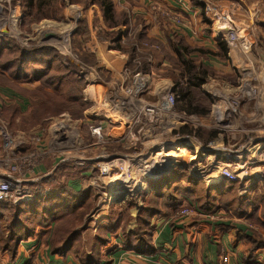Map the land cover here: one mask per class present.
Here are the masks:
<instances>
[{"label": "rangeland", "instance_id": "1", "mask_svg": "<svg viewBox=\"0 0 264 264\" xmlns=\"http://www.w3.org/2000/svg\"><path fill=\"white\" fill-rule=\"evenodd\" d=\"M225 1L235 2L245 10L247 18L235 15L231 9L221 11L222 16L227 17L236 28L239 26L240 29L253 32L259 30V23L255 19L253 21L245 5L233 0ZM20 7V0H0V37L14 38L25 50L52 47L58 54L67 57L66 62L75 67L77 77L84 79V83L76 90L77 94L82 95V101L90 114L82 115V104L73 103L67 105L68 108L62 113L55 116L48 114L44 121L37 122L31 116V110L37 102L24 98L17 87L10 86L9 82L32 90L39 86L40 80L19 78L13 82L10 72L0 67V180H8L14 187L12 196L0 201L13 204L30 201L35 196L36 187L47 183V179L72 188H75L74 184L78 185L75 188L77 191H91L87 200L90 205L84 208L86 213L76 226L77 230H82L81 253L93 252L95 235L101 231L105 237V225L118 221L116 232L121 231L124 243V232L137 227L140 207L155 201L151 180L161 177L170 169L181 168L162 155H173V151L189 148V137L200 140L194 135L181 134L179 130L185 126L202 128L205 132L217 130V138L207 144L201 143L212 146L224 139L222 146H229V133L232 135L239 131V124L233 125L242 117L239 102L232 101L236 120L219 119L221 117L217 110L220 99L202 86L203 91L216 99L213 105L202 98L205 106L211 110L210 114L197 116L182 112L179 108L183 103L179 101L178 93L174 92L181 63L171 55L170 61L165 59L169 65L166 68L160 66V60L166 58L160 41L147 34L144 38L140 36L144 31L142 22L131 21L129 17L127 25L111 27L105 21L100 6L88 0H62L58 6L60 19L38 20V15L23 16L25 12ZM116 29L123 31L121 51L111 49V40L105 34ZM262 49L256 54L264 60ZM206 58L199 55L196 60L209 67L205 64ZM1 60V63L5 61L4 58ZM35 67L42 68L40 64H35ZM163 69L166 72L162 74ZM214 71L216 76L212 79L235 83L234 75L217 69ZM166 76L172 79V85L162 94L147 89L150 87L149 80ZM134 86L142 87V90L126 92L130 88L134 89ZM171 94L175 97L173 103L169 99ZM13 106L17 107L15 118L12 115ZM226 121L227 124L224 123ZM258 128L264 129V111ZM240 129L250 130L243 123ZM243 137L244 140L240 139L234 145L235 149L242 148L239 145L246 142L245 135ZM262 147L260 156L264 162ZM186 168L191 173L190 168ZM224 171L236 176L235 180L226 177L236 183L231 191L216 197L215 202L224 208L227 201L236 198L233 205L236 209L242 197V209H239L242 211L241 216L252 209L247 223L252 230L257 226L264 233V178L254 182L241 179L239 170L230 166H222L218 173L225 177ZM199 179L200 185H212ZM179 182L190 185L185 178ZM119 185L124 194L121 198L112 197L113 188ZM119 192L118 188L114 190L115 194ZM194 192L190 196L192 201L185 200L181 209H199L196 198L207 203L206 190L202 186H198ZM180 208L176 213L180 212ZM85 226L87 229H82ZM258 229H255L256 234ZM260 237L264 239L262 235ZM98 256L100 258L101 255Z\"/></svg>", "mask_w": 264, "mask_h": 264}, {"label": "crops", "instance_id": "2", "mask_svg": "<svg viewBox=\"0 0 264 264\" xmlns=\"http://www.w3.org/2000/svg\"><path fill=\"white\" fill-rule=\"evenodd\" d=\"M233 1L241 2L249 9L250 17L259 23L257 32L240 29L239 26L236 28L214 9L212 5L217 0H114L117 11L125 10L131 21L144 23L142 28L147 27V36L166 47L168 37L174 34L184 37L191 45L211 50H217L220 41L228 44V60L210 55L204 61L212 69L234 75L235 83L212 79L203 86L220 99L219 119L236 120L232 101L239 102L242 117L233 123L239 124V131L232 135L229 133V146H222L224 139L216 140V145L209 146L189 137V148L173 151V155H162L181 168L188 166L193 175L214 186L223 179H229L218 173L222 166L238 169L241 179L256 181L264 178V162L260 156L264 146V129L258 128L264 111V60L256 54L264 47V0ZM159 64L163 68L169 65L165 59ZM163 71L162 74L166 72L165 69ZM149 84L147 89L162 94L172 85V79L166 76L149 80ZM224 123L227 124V121ZM242 123L250 130H241ZM252 133H255L254 136ZM244 135L246 142L239 145L241 149H235L234 145L240 139L244 140ZM77 186L74 184L75 188ZM115 189L112 197L121 198L123 189H118L121 194H115ZM198 211L180 218L156 215L151 225L154 244L151 253L127 249L121 231H117L102 247L99 264H221L225 255L228 257L227 264H264V245L260 244L264 241L260 235L264 237V233L257 226L252 230L247 223L252 209L239 217L222 207H215L210 212ZM83 228L87 229L86 226ZM255 229H258L257 234ZM49 231L50 227H38L35 234L21 241L14 258L8 251L2 250L0 244V264H82L72 253L54 254L48 239Z\"/></svg>", "mask_w": 264, "mask_h": 264}, {"label": "trees", "instance_id": "3", "mask_svg": "<svg viewBox=\"0 0 264 264\" xmlns=\"http://www.w3.org/2000/svg\"><path fill=\"white\" fill-rule=\"evenodd\" d=\"M61 2L62 0H20V5L25 16L31 14L36 17L38 15L36 17L38 20L60 19L58 6ZM88 2L100 6L105 21L111 27L128 24V13L125 10L117 11L114 0H88ZM201 5L204 7V3ZM162 20L164 24L165 20ZM206 20L210 22L207 18ZM143 30L140 36L144 38L147 27L145 26ZM105 34L111 40V49L121 51L123 31L116 29L112 33ZM17 43L14 38L0 37V67L10 72L9 75H12L13 78H10L13 82L16 81L14 79L19 78L40 80L39 86L32 90L20 87L15 82L17 86L9 82L10 86L17 87L24 98L37 102L32 110L30 107L31 116L34 120L41 122L48 114L50 116L58 115L68 108L67 105L73 103L82 104V115L90 114L86 110V104L82 101V95L77 94L76 90L79 85L84 83V79L77 77L75 67L66 62L67 57L61 56L52 47L25 50ZM160 44L166 57L164 59L170 61L169 56L172 55L176 57L178 63H181V69H178L181 70L179 78L175 79L174 83V92L178 93L179 101L183 103L179 109L187 115L205 116L210 114L211 110L205 106L202 98H206L211 104L216 103V99L203 91L202 86L216 76L215 69H209L196 59L199 55L204 57L211 55L227 60L229 59L228 44L225 41H220L218 49L211 50L199 45H191L184 37L177 34L168 37V47L162 45L161 42ZM2 58L5 61L1 63ZM34 62L40 64L42 68H36ZM13 109L14 114L12 115L15 118L17 107L13 106ZM179 133L194 135L200 139V142L207 144V142L218 137L219 131L205 132L202 128L194 129L191 126H185L179 130ZM183 178L190 185L185 186L180 183L179 181ZM45 181L48 182L36 187L35 196L30 201H22L18 204L0 201V244L2 250L8 251L14 258L22 240L35 234L38 227H50L49 243L54 254L72 253L80 259L82 264H99L101 260L98 255L101 248L109 242L110 235L116 232L119 221L103 227L106 230L103 231L106 233L105 237L101 231L95 235L93 252L81 253L82 238L80 233L82 230H77L76 226H78L77 221L81 222L86 213L84 208L90 205L88 203L90 201L87 202V200L91 191H77L70 186L53 182L52 179ZM151 181L154 186L152 196L155 201L141 206L137 215V227L124 232L125 247L137 253L154 251L151 225L152 219L156 215H174L180 207H183L184 201L195 194L194 191L197 190L198 186H202L206 190L208 200L204 204L200 202L202 199L197 200L196 198L197 206L203 212H210L213 208L222 206L215 202L216 197L231 191L236 183L229 179H223L217 188L214 185L205 187L200 185L201 180L189 173L186 167L170 169L161 177ZM262 199L264 200V197ZM235 200L236 198L227 201L223 207L235 215L241 216L242 211L239 209H242L243 198H239L236 209L233 206ZM260 244L264 245V241Z\"/></svg>", "mask_w": 264, "mask_h": 264}, {"label": "built area", "instance_id": "4", "mask_svg": "<svg viewBox=\"0 0 264 264\" xmlns=\"http://www.w3.org/2000/svg\"><path fill=\"white\" fill-rule=\"evenodd\" d=\"M219 3V4H217ZM226 3V4H225ZM223 5L222 7H220V5ZM215 5L214 6V9H216L221 15H222V12L224 11H227L228 9H231V11L235 14V15H238L239 17H245L247 18L246 16V13H245V10L237 3L235 2H225V1H217L215 2ZM222 11V12H221ZM234 35L232 34L231 35V38H233ZM142 90V87H139V86H134V89L130 88L128 90H126V92H132V91H140ZM169 99H170V102H174L175 100V97H174V94H171L169 96ZM150 111V109H149ZM103 171H106L105 169ZM225 175V177H231L232 180H235L236 176L234 175H230L229 172L227 171H224L223 173ZM14 189L13 187V184L11 182H9L8 180H0V200H6L8 198H10L12 196V190ZM198 209H196V211H194L193 209H190V208H183L180 210L179 213H176L173 217H182V216H188V215H194L196 213H198ZM228 263V257L227 255L223 256L222 257V263L221 264H227Z\"/></svg>", "mask_w": 264, "mask_h": 264}, {"label": "bare ground", "instance_id": "5", "mask_svg": "<svg viewBox=\"0 0 264 264\" xmlns=\"http://www.w3.org/2000/svg\"><path fill=\"white\" fill-rule=\"evenodd\" d=\"M122 185V184H121ZM123 186V185H122ZM122 186H118V187H116V188H118V189H120V188H122ZM123 189V188H122ZM119 194H121V193H119ZM124 194V193H123ZM115 197V196H114Z\"/></svg>", "mask_w": 264, "mask_h": 264}]
</instances>
